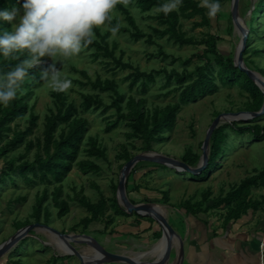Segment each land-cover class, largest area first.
Here are the masks:
<instances>
[{"label":"rangeland","instance_id":"obj_1","mask_svg":"<svg viewBox=\"0 0 264 264\" xmlns=\"http://www.w3.org/2000/svg\"><path fill=\"white\" fill-rule=\"evenodd\" d=\"M231 2L227 3L221 9L217 17H213L214 20L216 18L218 19V23H215L214 28L207 26L195 28L194 23L200 22V17L189 21H182V25L187 37H193L197 41L205 38L208 33H217L219 36H222L223 39L218 44L219 49L233 55L235 59L243 39H248L250 35L247 22L250 20L257 0H239V20L237 25H234L232 20ZM130 9L139 29L143 32L152 33L149 26L157 27V22L149 18L150 14H142L137 6H132ZM155 12L157 11L151 12V15H154ZM19 15H23L22 8L20 9ZM114 18L119 20L118 25L120 28H129V24L125 21L123 14L118 12L116 8L113 13ZM257 22L256 33L252 37V45L260 49V54L251 58L254 60V63L250 60L244 62L243 58V66L250 70L257 78L264 81L258 72L259 67L264 68V14L258 17ZM231 25L233 26V31L232 33H228L227 29ZM112 27L114 26L107 25L106 27L98 29L101 34H104L106 31L109 32L108 41L110 46L112 47L113 44L117 45L116 57H120L124 53L123 61L131 64L133 68L127 70L119 69L114 73L111 69L114 68L115 64L112 63L111 66H107L111 62L110 59L99 58L95 60L93 58L95 51L93 50L87 51L83 49L77 57L72 59H64L58 56L54 58L56 68L62 71L64 78L71 81L72 87L60 92L53 90L46 84L34 90V95L29 100V107L35 106L34 112L39 116L38 126L27 137V141L34 143L33 149L27 156V159L30 161L35 160L39 142L43 143L46 116L50 114V109L56 111L57 98L54 96L55 93H61L67 103H75L80 116L84 117L88 122V131L81 154L74 164L72 172L65 178L62 186L60 199L68 202L69 208L67 214L62 219H58L59 209L53 205L52 193L59 184L46 185L37 183L35 186H29L21 178L17 177L16 186L8 183L0 190V245L18 232L15 226L16 222L34 221L31 218L33 207L36 205L37 198L42 197L46 190L48 196L47 203L44 205L46 206L50 203L49 210L52 213V220L48 226L62 234L88 235L94 238L108 252L114 254H132L140 251H150L151 247L161 240L162 230L160 226L155 222H149L147 220L141 221V225L138 226V218L135 214H132L128 218L115 216L114 222L108 227L105 234L100 232L104 229V225H91L86 231L82 227H79L77 231H74L73 228H76L82 220L89 217V213L79 203L80 198L86 197L96 202L100 198V194H104L106 198L113 197V186H118L121 170L126 163L122 159L125 150L128 148L129 153L134 155V157L144 153L133 151L128 146L129 143L125 137L128 129L124 123L114 131L107 132L108 123L117 120L115 110L111 109L103 113L104 107L99 110H93L95 109L94 107L88 112H83L82 103L84 96L91 95L94 97L99 96L105 106L111 104L112 94L110 92H105L92 86V84L99 80L102 82L106 80L115 81L121 84L122 91L126 92L129 81H125V78L136 70L151 72L153 70L167 69L168 72L176 70L182 73L187 68L188 71L192 72L198 65L204 63L198 58L193 57L202 53L205 47L201 45L180 46L169 42L166 38L162 40L157 39L158 44L156 46H149L144 40L134 42L128 33H122L119 31V28L113 34L110 31ZM96 38H98L97 35ZM160 49H163L169 56L168 59H164L160 55ZM190 59H193L192 63L185 66V63ZM52 63V59L44 62V64H49V66ZM166 85L167 81L165 77L161 76L154 84L149 85L146 92H143V88L138 86L133 92H128L127 95L132 94L136 97L143 96L149 102L153 103V105L177 103V97L165 95L168 90L175 88L177 83L173 82L169 86ZM249 97V93L245 92L239 86L230 87L220 85L219 91L215 94L207 95L195 102L182 106L177 115V123L174 130L167 135V142L157 146L155 152L180 162H182V158L188 150L202 156V145L211 125L219 115H224L220 126L234 122L247 124L254 119L229 121V116H227V114L251 112L247 110L246 105ZM28 119L29 112L24 118L18 119L11 125V132L6 133L9 139H12L13 133L16 130L24 131L29 128ZM258 123L264 126V118L259 120ZM91 139L105 153L104 157L88 154L87 151L92 149L90 144ZM6 142H8V139L3 140L0 145H4ZM230 143V150L220 160V166L214 169L207 182H193L188 175H182L184 172L177 171L171 167H168L169 170L165 171L156 168L155 165H152L153 163L142 162L137 164V166L141 165V167H138L135 173L132 170L126 184L129 199L134 204L151 203L162 207L163 210L161 213H164L170 224L171 222L176 224L175 222L178 223L181 221L187 225L186 217L179 210L170 205H163L157 203L158 201H154L160 198V196L158 193L149 191L148 189L161 188L169 191L171 205H177L188 200L196 203L202 201L203 194L208 190L212 193L211 199L218 198L222 192L227 193L233 186L239 185L246 178L264 169V141L259 142L250 135L242 137L231 132ZM137 145L140 146L141 144L138 142ZM24 153L25 146H22L20 149L9 154L8 157L0 158V170L10 157H18ZM78 161L94 162L101 170L97 174L92 171L85 173L80 169ZM174 171L181 174L177 175ZM135 181H138V187H136L137 183ZM169 181L172 182V185L166 187L165 183ZM262 196H264V189L253 190L254 199L258 200ZM19 197H21L20 202L11 206L9 205L10 201H14ZM223 209L208 214L202 213V218L207 219L206 215H208L210 221L215 220L216 213H224ZM109 214H113V211H109ZM44 215L45 212L43 211V218ZM41 224L44 225V223ZM34 233L33 236H30V242L20 253V256H14V259H21L25 264H48L53 256H66L58 250L57 241L49 232L34 231ZM177 235L180 236L178 233ZM69 242L74 249L80 253L82 252V255L83 252L93 251L91 246L87 244L80 242L74 243L70 240ZM174 251L176 252V250L174 249L172 251L171 259L176 256ZM71 257L72 259L68 262L69 264H80L78 259L73 256ZM9 259L10 255L8 254L0 260V264H6ZM142 261L152 263L154 262V258L146 257Z\"/></svg>","mask_w":264,"mask_h":264},{"label":"trees","instance_id":"obj_2","mask_svg":"<svg viewBox=\"0 0 264 264\" xmlns=\"http://www.w3.org/2000/svg\"><path fill=\"white\" fill-rule=\"evenodd\" d=\"M231 1L220 0L221 9ZM23 2L24 0H0V9H10L12 6L21 9ZM170 2L171 0H121L117 4L116 9L123 14L125 21L129 24V28H120L117 18L112 19L108 25L118 26L119 31L128 33L134 42L144 40L149 46H156L158 44L157 39L162 40L165 38L169 42L180 46H204L205 48L202 50V53L193 57L198 58L204 63L198 65L192 72L188 71L187 68L182 73L176 70L168 72L167 69L153 70L151 72L136 70L125 78V81H129L126 92L122 91L121 84L115 81L106 80L102 82L99 80L92 84V86L102 91L110 92L112 94L111 104L105 106L99 96L94 97L91 95L84 96L82 103L83 112H88L94 107L95 109L93 110H99L104 107L103 113L111 109L115 110L117 120L108 123L106 130L107 132H112L124 123L128 129L125 133L126 141L133 151L144 153L155 152L157 146L167 142V135L174 130L177 123V115L182 106L195 102L207 95L215 94L219 91L220 85L230 87L239 86L245 92H248L250 97L246 105L247 110L252 113L260 112L264 106L263 89L236 66L233 55L219 49L218 44L222 41V36H219L217 33H208L205 38L197 41L193 37H187V34L183 31L182 21H189L196 17H200L201 21L194 23L195 28L205 26L214 28L215 23H218L217 18L214 20L213 17L208 16L207 9L202 5V0H182V3L177 9L166 10L163 5ZM132 6H137L142 14H150L149 18L157 22V27L149 26L152 33L143 32L139 29L131 13L130 8ZM153 11L157 12L151 15ZM262 14H264V0H257L250 20L247 22L250 35L248 36L243 52L244 62L250 60L254 63V60L251 58L260 54V49L252 45V37L256 33L258 17ZM11 30L13 29L10 24L0 22V32ZM227 31L228 33H232L233 26L231 25ZM95 33L98 38L85 48L87 51H95L93 55L95 60L99 58L110 59L111 62L107 66H111L114 63L115 66L111 69L114 73L119 69L127 70L133 68L131 64L123 61L124 53L120 57H116L117 45L113 44L112 47L110 46L108 31L101 34L99 29H95ZM160 55L164 59L169 58L163 49H160ZM26 59H29L27 51L15 53L9 58L0 57V74L7 73L16 64ZM49 60L51 58L43 57L38 65L28 68V75L21 85L23 91H18L17 98L8 107L0 106V144L3 140L8 139V142L4 145H0V158L8 157L9 154L25 146L24 154H20L18 157H10L1 168L0 190L8 183L16 186L17 177L21 178L29 186H35L37 183L46 185L59 184L52 193V196L53 205L59 209L57 217L58 219H62L67 214L69 208L68 202L60 199L63 182L70 172H72L74 164L81 154L88 131V122L84 117L80 116L75 103H67L61 93H55L54 96L57 98L56 111L50 109V114L46 116L43 143L39 142L35 160L30 161L27 159L28 154L34 147V143L27 141V137L38 126L39 120V116L34 112L35 106L29 107V100L34 95V90L47 84L42 79L41 73L48 69L49 64H44V62ZM192 61L193 59L188 60L185 66L191 64ZM258 72L264 79V68L259 67ZM84 75L86 76V74ZM161 76L165 77L167 81L166 86L171 85L173 82L177 83L175 88L168 90L165 94L166 96L173 95L177 97V103L153 105V103L149 102L143 96L136 97L132 94L127 95L128 92H133L138 86L143 88V92H146L149 85L154 84ZM79 83L82 84L81 82ZM149 106H152V108ZM28 112L29 128L24 131L16 130L13 133L12 139H9L6 133L11 132V125L18 119L24 118ZM263 118L264 115H261L252 119L247 124L234 122L220 126L213 132L210 140L209 159L206 169L199 175L186 172L182 175H188L193 182H207L214 169L220 166V160L224 158L231 148V132L242 137L250 135L259 142L264 141V126L258 123ZM138 142L141 144L140 146L137 145ZM90 144L92 149L87 151L89 155L104 157L105 153L97 147L92 139L90 140ZM133 157L134 155L130 154L127 148L122 159L127 163ZM200 158L201 156L199 154L188 150L182 158V162L190 167H197ZM78 165L85 173L92 171L97 174L101 170L98 165L91 161H78ZM152 165H155L158 169L169 170L168 166L165 165L154 163ZM138 167L140 168L141 165H136L133 173L137 172ZM176 174L180 175L181 173L176 172ZM136 183V187H138V181ZM165 184L166 187H170L172 182L169 181ZM117 187V185L113 186L114 195L111 198H106L104 194H100V198L96 202L86 197L80 198L79 203L89 213V217L82 220L76 228H73L74 231H77L79 227H82L86 231L91 225H104V229L100 232L105 234L108 227L114 222L115 216L126 218L132 216L119 207ZM260 189H264V169L246 178L239 185L233 186L227 193L222 192L218 198L211 199L212 193L208 190L203 194L202 201L196 203L188 200L177 205H171L169 191L161 188H151L148 190L159 194L160 198L154 200L158 201L157 203L170 205L192 221L202 222L207 228V222L210 221V218L208 219V215L206 214L224 208V213H216L219 217L216 216L215 218L222 221V228H226L228 225L239 221L250 211L257 212L261 207H264V196L258 200L253 197V190ZM47 196L48 193L46 190L42 197L37 198L31 216L34 221L27 220L15 223L18 231L33 223H44L46 226L51 223L52 213L49 210L50 203L46 206L44 205L47 203ZM20 201L21 197L10 201L9 205L11 206ZM111 210L113 214H109ZM43 211L45 212L44 218L42 217ZM202 213H206L207 219L202 218ZM134 214L138 218V226L141 225V221L143 220L154 222L151 218L143 217L136 213ZM34 234L33 231L30 235L33 236ZM30 238L28 237L22 240L18 247L9 253L10 259L6 264H25L23 260L14 259L13 257L20 256V253L30 242ZM71 259V256H53L48 264H69L68 262Z\"/></svg>","mask_w":264,"mask_h":264},{"label":"clouds","instance_id":"obj_3","mask_svg":"<svg viewBox=\"0 0 264 264\" xmlns=\"http://www.w3.org/2000/svg\"><path fill=\"white\" fill-rule=\"evenodd\" d=\"M121 0H24L20 16L18 9H0V22L12 26L11 31L0 32V57L9 58L27 51L29 59L16 64L7 73L0 74V106L8 107L16 98L28 75V68L49 57L53 63L41 73L42 79L55 91L72 87L70 80L56 68L55 57L72 59L96 39L95 29L106 27L113 19ZM182 0H171L163 7L177 9ZM210 17L221 11L220 0H202ZM110 31L115 34L117 27Z\"/></svg>","mask_w":264,"mask_h":264},{"label":"water","instance_id":"obj_4","mask_svg":"<svg viewBox=\"0 0 264 264\" xmlns=\"http://www.w3.org/2000/svg\"><path fill=\"white\" fill-rule=\"evenodd\" d=\"M232 20L234 25L238 24L239 20V0H232ZM247 38L243 39L240 49L238 50V55L235 58V64L236 66L244 73H246L250 79H252L260 88L264 91V81L257 78L250 70L244 68L243 66V52L246 47ZM264 114V106L260 112L252 113V112H246V113H238V114H227V116L232 117V121H236L238 119L240 120H246L250 118H256ZM242 117H244L242 119ZM224 118V115H219L213 124L211 125L206 139L202 145V156L200 158V162L197 167L193 168L188 166L184 162H180L168 157H165L163 155H160L156 152H146L139 155H136L133 159H131L129 162H127L124 167L121 170L120 180L117 187V201L120 208H122L125 212L132 215L134 213L141 215L143 217H149L152 218L161 228L162 230V238L166 239V249L162 257H157L154 259V262L147 263L142 261L140 256L123 253V254H114L108 252L104 247H102L94 238L88 236V235H76V234H62L55 229H52L49 226L40 224V223H33L30 224L21 230H19L15 235L10 237L8 240H6L4 243L0 245V260L4 258L6 255L11 253L13 249L24 239L30 237L31 232L33 231H47L52 236L57 237L58 239L65 241L68 244V252H66L64 255L66 256H73L76 259L79 260L80 264H170L171 262V256L172 251L174 250V238L178 239L181 243V254H182V260L181 264L184 259V245L180 239V237L177 235L176 231L170 224L169 220L166 218L164 213H161L156 209L155 204H134L131 202V200L128 197L127 194V180L132 172V170L135 168V166L142 162H148V163H154L158 165H165L171 168H174L177 171H182L186 173H191L193 175H199L201 174L208 165V159H209V151H210V140L212 137L213 132L218 129L221 125V120ZM74 243H84L92 248H94L102 257L100 259H88L84 255H82L80 252H78L76 249H74L70 242ZM139 254V253H137ZM143 258V257H142ZM144 259V258H143Z\"/></svg>","mask_w":264,"mask_h":264},{"label":"crops","instance_id":"obj_5","mask_svg":"<svg viewBox=\"0 0 264 264\" xmlns=\"http://www.w3.org/2000/svg\"><path fill=\"white\" fill-rule=\"evenodd\" d=\"M250 212L226 228L217 218L208 228L186 216L187 225L171 222L184 245L182 264H264V207Z\"/></svg>","mask_w":264,"mask_h":264},{"label":"bare ground","instance_id":"obj_6","mask_svg":"<svg viewBox=\"0 0 264 264\" xmlns=\"http://www.w3.org/2000/svg\"><path fill=\"white\" fill-rule=\"evenodd\" d=\"M243 118L244 117H242V119ZM232 119H233L232 117H228L229 121H232ZM156 209H158V211H160V212H162V210H163V208L159 207V206H156ZM54 239L57 241V245H58L57 247L61 253L65 254L66 252H68V244L65 241H62V240L58 239L57 237H54ZM166 244H167L166 239L161 238V240H159V242L156 245L151 247L150 251H145V252L140 251V252H138L139 254L132 253L131 256L138 255V256H140L141 259L146 258V257H152L154 259H156L157 257H162V255L164 254L165 249H166ZM173 245H174V249L176 250V260H175L174 264H181V260H182L181 243H180V241H178V239H176V237L174 238ZM177 245H179V246H177ZM92 249H93V251L89 250L87 252H83V255L85 257H87L88 259H100L102 256L94 248H92ZM146 249H148V248H146ZM128 254H130V253H128Z\"/></svg>","mask_w":264,"mask_h":264},{"label":"built area","instance_id":"obj_7","mask_svg":"<svg viewBox=\"0 0 264 264\" xmlns=\"http://www.w3.org/2000/svg\"><path fill=\"white\" fill-rule=\"evenodd\" d=\"M264 246V245H263Z\"/></svg>","mask_w":264,"mask_h":264}]
</instances>
